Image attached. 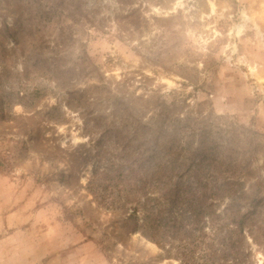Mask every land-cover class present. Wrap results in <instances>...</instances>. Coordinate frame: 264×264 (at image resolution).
<instances>
[{
	"label": "rangeland",
	"instance_id": "obj_1",
	"mask_svg": "<svg viewBox=\"0 0 264 264\" xmlns=\"http://www.w3.org/2000/svg\"><path fill=\"white\" fill-rule=\"evenodd\" d=\"M0 264H264V0H0Z\"/></svg>",
	"mask_w": 264,
	"mask_h": 264
},
{
	"label": "trees",
	"instance_id": "obj_2",
	"mask_svg": "<svg viewBox=\"0 0 264 264\" xmlns=\"http://www.w3.org/2000/svg\"><path fill=\"white\" fill-rule=\"evenodd\" d=\"M198 171H199V170H198ZM198 171H197V172H198ZM187 172H189V171H187ZM197 176H198V173H194V176H192V177H193L194 179L198 180ZM224 191H226V189L224 190V188H218L217 191L214 192L213 197H221V193L224 192ZM176 194H177V191H176L175 195H176ZM175 198H176V197H175ZM205 198H208V196H207L206 193H204V194L201 196V198L198 197L195 193H193V194H192L191 201H190V204H191V205H197V204H200L201 201H202V199H205ZM203 202H204V201H203ZM203 202H202V204H203ZM233 222L236 223L235 220H233ZM240 222H242V221H240ZM239 255H240V252H238V253L236 254L235 258L239 257ZM237 262H238V263H241L240 260H239L238 258H237Z\"/></svg>",
	"mask_w": 264,
	"mask_h": 264
}]
</instances>
